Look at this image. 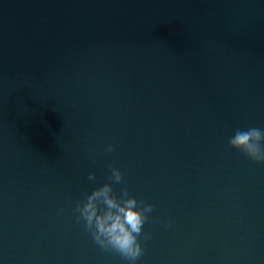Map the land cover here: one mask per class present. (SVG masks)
<instances>
[{"label": "water", "instance_id": "obj_1", "mask_svg": "<svg viewBox=\"0 0 264 264\" xmlns=\"http://www.w3.org/2000/svg\"><path fill=\"white\" fill-rule=\"evenodd\" d=\"M249 127L264 0H0V264H128L76 219L105 183L152 206L135 264H264Z\"/></svg>", "mask_w": 264, "mask_h": 264}, {"label": "clouds", "instance_id": "obj_2", "mask_svg": "<svg viewBox=\"0 0 264 264\" xmlns=\"http://www.w3.org/2000/svg\"><path fill=\"white\" fill-rule=\"evenodd\" d=\"M264 130L255 127L235 129L228 138L227 144L239 150L249 160L264 161ZM111 151V145L105 147ZM111 178L119 181L120 170L111 167ZM89 179L92 174L89 173ZM150 204L138 206L132 196L116 198L111 186L107 183L93 188L82 201L75 206L76 219L82 220L84 227L90 232L93 241L101 248L118 252L128 264H135L142 249L137 239L145 221V213L151 211ZM167 227V223L164 224Z\"/></svg>", "mask_w": 264, "mask_h": 264}]
</instances>
